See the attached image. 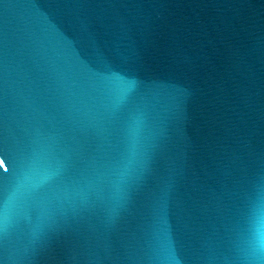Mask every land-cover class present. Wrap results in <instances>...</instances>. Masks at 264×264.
I'll return each instance as SVG.
<instances>
[{"label": "water", "instance_id": "water-1", "mask_svg": "<svg viewBox=\"0 0 264 264\" xmlns=\"http://www.w3.org/2000/svg\"><path fill=\"white\" fill-rule=\"evenodd\" d=\"M0 264H264V0H0Z\"/></svg>", "mask_w": 264, "mask_h": 264}]
</instances>
